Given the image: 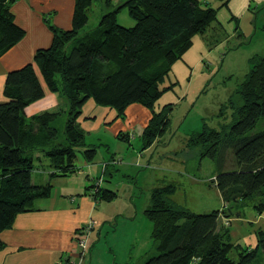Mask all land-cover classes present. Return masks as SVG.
Returning <instances> with one entry per match:
<instances>
[{
	"label": "trees",
	"instance_id": "trees-1",
	"mask_svg": "<svg viewBox=\"0 0 264 264\" xmlns=\"http://www.w3.org/2000/svg\"><path fill=\"white\" fill-rule=\"evenodd\" d=\"M13 1L0 0V56L25 36L10 9ZM92 4L93 0H76L71 28L49 23L51 44L39 47L34 56L48 88L67 100L65 142L59 141V130L52 124L61 111L26 113L30 103L45 95L34 62L7 73L5 99L0 101V232L13 225L18 213L32 210L38 199L52 193L51 180L33 181L40 160L34 150L49 160L51 178L77 170L80 146H85L87 160L95 157L97 147H86V132L78 120L88 99L116 109L120 117L131 103L148 107L152 115L141 134L143 149L155 143L169 123L164 110L155 109L163 91L159 82L191 47L193 37L218 17L217 7L201 0H126L104 13L96 26L85 29ZM123 6L134 25L118 21ZM250 62L237 88L242 104L236 108V120L222 131L204 123L189 142L200 148L201 156L216 162L215 181L223 201L230 205L229 215L233 206L247 201L264 214V129L249 133L264 116V53ZM118 136L126 138L122 132ZM227 150L233 157L229 169L225 168ZM174 187L167 184L152 190L145 213L153 222L158 253L143 264H255L260 253L264 258V228L256 230L255 246L234 241L228 226L219 223L225 211L193 212L170 198ZM115 195L102 186L91 194L95 203Z\"/></svg>",
	"mask_w": 264,
	"mask_h": 264
},
{
	"label": "rangeland",
	"instance_id": "rangeland-1",
	"mask_svg": "<svg viewBox=\"0 0 264 264\" xmlns=\"http://www.w3.org/2000/svg\"><path fill=\"white\" fill-rule=\"evenodd\" d=\"M201 1L217 7L218 17L204 32L193 37L191 47L159 82L163 91L155 102V109L164 110L169 123L158 141L150 149H142L143 141L139 138L145 128L142 125L136 126L131 141L116 136L113 132L116 122L127 121L126 114L112 121L109 127L105 123L92 129L83 127L86 147L98 146L95 159L108 158V149L113 152L119 148V152H127L124 160L132 164L110 167V172L99 179L102 187L107 186L116 195L111 200L97 202L93 214L97 225L95 223L88 233H82L85 249L79 247L82 255L74 258L71 264H143L157 254V244L152 238L153 222L145 209L151 203L152 190L167 184L175 186L170 194L174 202L196 213L225 211L219 223L228 226L233 240L251 246L257 244L256 230L264 228V214L257 212L253 201H247L233 206V213L229 215L230 205L223 201L215 181L216 162L210 156H201L200 148L189 142L193 133L202 130L204 123L222 131L236 120V108L242 104L237 88L250 69L251 57L264 53V0H247V9L239 13L231 11L220 0ZM104 5L103 0H93L85 29L98 24L104 14L101 13ZM118 6L108 8L114 10ZM117 15L122 25L135 24L126 6L121 7ZM54 93L59 98L44 111H61L52 124L59 130V141L65 142L68 103L59 92ZM92 103L95 108L87 101L82 111L95 114L110 109ZM263 129L264 116L249 133ZM123 136L129 134L123 133ZM84 148L78 147L77 163ZM156 165L165 169L158 170ZM232 166L233 157L227 150L225 168ZM77 175L69 173L61 179H68L70 185L78 184ZM52 180L53 193L60 194L64 185L56 182V178ZM97 182L98 178H91L87 185L95 187ZM260 255L255 264H264L262 253Z\"/></svg>",
	"mask_w": 264,
	"mask_h": 264
},
{
	"label": "crops",
	"instance_id": "crops-1",
	"mask_svg": "<svg viewBox=\"0 0 264 264\" xmlns=\"http://www.w3.org/2000/svg\"><path fill=\"white\" fill-rule=\"evenodd\" d=\"M125 1L110 0L107 2V0H103L105 8L101 13L108 12L112 10L108 7L112 5L120 6ZM247 2V0H229L226 6L231 11L239 13V10L247 9ZM75 3L76 0H14L11 3L10 9L14 14L15 21L25 29V36L0 56V101L5 99L4 84L7 73L28 62H34L35 68L41 77L45 95L26 107L27 115L30 116L40 113L39 111L50 109L56 98H59L43 80L39 66L34 61V56L39 47H46L51 44L53 32L49 27V23L62 28H71ZM130 21L132 22V20ZM51 99L54 101H50ZM91 100L94 101L91 98L87 101L92 105ZM49 101L51 104H49ZM92 106L95 108V105ZM125 114L128 115L127 121H117L113 132L116 136L120 132L127 133L129 134V136H126L127 141H131L135 136L136 126L142 125L145 127L152 113L148 107L140 103H131L127 106ZM119 117L116 109L110 107L108 112L104 109L103 111H96L95 114L82 111L78 120L82 127L92 129L104 123L106 127H109V124ZM141 134L139 135L140 139ZM96 147L98 148V146ZM150 148L151 146L145 149ZM126 153V151L119 152V148H116L113 152L108 149L106 153L108 158L102 156V159H95L96 151L95 157L89 161L82 150V157L77 163L79 158L77 152L75 160L77 170L74 172L78 174V184L70 185L68 179H61L62 176L66 175H55L51 178L49 174L52 169L49 160L41 151L34 150V156H38L40 160L37 161L33 170V181L42 184L49 180L52 182V179L56 178V182L64 185L63 190L60 194H54L52 190L49 197L38 199L39 203H36L37 200L32 210L18 213L13 225L0 232V242L2 243L0 247V264L73 263V259L79 257L81 251H83H80V245L77 241V237L82 233L77 231L93 219L97 204L90 194L92 185L88 186L87 183L91 178H103L105 174L110 172V167L116 168L118 165L125 163L132 164L131 161L124 160ZM155 168L161 169L157 165ZM95 223L97 225L96 221Z\"/></svg>",
	"mask_w": 264,
	"mask_h": 264
},
{
	"label": "built area",
	"instance_id": "built-area-1",
	"mask_svg": "<svg viewBox=\"0 0 264 264\" xmlns=\"http://www.w3.org/2000/svg\"><path fill=\"white\" fill-rule=\"evenodd\" d=\"M99 179H98V182L96 184H94L95 187H92L91 188V190H90V193L91 194L94 193V192H96L99 189V186H101ZM97 185H98V187H97ZM94 225H95V220H93V219L89 220V222L87 223V225H85L81 229V233H88V231H90L94 227ZM77 241H78L80 247H82L83 250H84L85 249V246H86V241H85V239H83L82 234L79 237H77Z\"/></svg>",
	"mask_w": 264,
	"mask_h": 264
}]
</instances>
